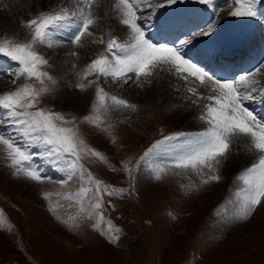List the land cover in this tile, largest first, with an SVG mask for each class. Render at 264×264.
Here are the masks:
<instances>
[{"label":"snow or ice","instance_id":"obj_1","mask_svg":"<svg viewBox=\"0 0 264 264\" xmlns=\"http://www.w3.org/2000/svg\"><path fill=\"white\" fill-rule=\"evenodd\" d=\"M179 0H111L109 12L101 15V0H59L55 5L38 10L30 18L21 22L27 30L29 38L19 40L15 35H0V56L14 62L16 67L11 75L13 83L23 79V83L13 90L0 93V109L7 117L0 121L10 125L13 131L25 140L28 147L17 142L11 133L0 132V147L6 154L8 166L13 175L35 183L51 180L46 177L33 163L32 146L43 148L38 155L49 163L66 172V178L60 183L67 184L76 177L82 187L76 193H67L65 199L75 198L79 202V212L86 213L89 218L96 217L94 229L108 235L109 241L119 242V236L112 234L113 222L109 219L107 231L102 228L105 221L104 195L125 194L124 188H115L97 179L87 172L82 163L83 156H91L109 164L108 157L90 147L83 138L77 117L65 113L46 110L40 107L41 98L55 91L58 79L48 69L53 65L50 58L41 48L54 49L67 44L69 47L64 55L72 58L75 69L80 59L81 50L85 49V39L92 44L104 45L102 51L95 55L79 72L72 88L82 93L95 89L94 99L89 114L80 118L81 124L106 133L112 143L116 142L115 124H106L105 118L110 111L138 110V105L127 98L111 94L102 86L103 80H110L117 86L132 81L138 87L151 84L158 70L167 67L178 79L186 84H196L208 90L207 94L198 93L197 87H187L189 99L193 104L204 100L206 103L197 119L203 123L200 131L195 133L175 132L157 139L133 164L131 160L123 162L122 170L129 180L128 192L133 188V175L141 170L142 165L151 166L153 178L163 179L168 172L187 173L199 178L200 184L218 183L223 179L221 170L235 154L246 153L251 162L243 168L236 179L241 187L236 193L237 203L233 219L248 221L257 208L264 207V118H261L249 106L248 101L257 98L264 103V86L252 73L241 74L233 80L217 78L188 58L184 52L201 37L212 36L218 30V23L213 20L198 31L190 32L187 38L179 39L172 44L153 42L143 28L142 9H163L178 3ZM200 3L211 5L212 0H199ZM262 0H233L234 7L229 15L235 17L258 16L257 5ZM7 7V5L5 6ZM154 15V13H151ZM105 18L115 19L127 27V40L121 41L107 33L94 38L92 30ZM67 32L62 39H56L58 33ZM264 65L256 69L260 72ZM169 153V162L154 164L162 154ZM118 171L114 165H109ZM87 173V174H86ZM87 184L88 187L83 185ZM190 189L191 185L184 186ZM90 192H94V203L86 207L84 200ZM45 199L52 194L43 193ZM57 195H60L57 193ZM112 202L109 200L108 204ZM114 207V205H112ZM3 210L0 209V212ZM50 211L56 212V206L50 205ZM175 218V217H173ZM57 219L61 217L57 215ZM73 227H79L77 217L69 218ZM68 223L66 220H62ZM120 231V229H116Z\"/></svg>","mask_w":264,"mask_h":264},{"label":"rangeland","instance_id":"obj_2","mask_svg":"<svg viewBox=\"0 0 264 264\" xmlns=\"http://www.w3.org/2000/svg\"><path fill=\"white\" fill-rule=\"evenodd\" d=\"M196 1L204 6L199 0ZM213 5L216 9L213 18L216 14L217 33L233 24L246 20L250 22L254 19V17L229 15L234 7L233 0H216ZM175 6L178 7V4ZM261 8L257 6L259 14L250 27L252 25L260 27V24L264 22V19L259 20L260 15L264 13V5ZM146 9L149 19L161 11L159 9L153 15L149 8ZM209 9L211 10V7ZM262 17L264 18V15ZM235 29L243 28L232 27L226 31V34ZM92 30L95 33L96 28ZM257 31L259 32V28ZM261 31L264 32V24ZM166 34L170 35V32L167 31ZM219 34L217 37L220 36ZM262 36L264 38V34ZM178 38L184 39L176 33L172 43L178 42ZM203 38L199 39V43L196 41L193 44L198 43L200 48L201 43L205 41ZM88 46L87 44V48ZM40 50L50 58L53 67L48 71L58 79L59 83L54 86L55 91L52 94L41 98L39 106L69 116L75 115L86 143L105 154L109 160V164H105L95 157L83 156L82 163L87 172H91L97 179L108 185L125 189L123 196H108L106 193L104 195L105 221L102 228L105 232L107 231L110 219L114 224L112 234L119 236V242H110L108 235L94 229L96 217L89 218L86 213H80V205L75 198H64L67 193H76L82 184L76 177L63 185L60 181L66 176L60 181L56 180V176L60 174L53 171L59 170V167L38 155L43 151L42 147L32 146L30 150L36 158H39L42 170L49 173L46 177H51V180H45L43 183H35L13 175L12 169L8 166L6 154L0 147V209H4L0 212V264H264V229L261 234H257L259 230L253 229L258 224H264L262 211L264 207L257 208L248 221L233 219L235 210L231 208L234 201H236L234 204L237 203L236 193L241 187L236 177L248 164L232 171V175L224 173L222 168L223 179L218 183L209 184H200L199 178L195 175L190 176L187 173L171 170L163 179L156 180L153 178L151 166L142 165L139 172L135 169L133 171L136 179L131 182L133 188L129 194L130 182L127 173L122 170L123 162L131 160L134 164L157 139L182 131L183 128H179L180 124L190 127L197 124V121L199 123V120L190 112L180 115L181 121L177 122L171 115L167 103L155 100L145 102V88H150L146 85H154L152 83L140 87L142 90L136 93L137 91L133 92V88L137 85L134 82L129 81L127 84L117 86L110 80L102 79L101 83L106 91L127 98L138 105V110L135 112L110 111L107 114L105 123L116 125L117 139L115 143H112L106 133L79 122L80 118L90 112L95 95L94 88L88 91L84 104L77 110L68 108L64 104L65 100L62 99L66 93L71 94L72 99L76 98V92L81 93L71 85L74 72L80 71L87 64L83 63L85 55L76 62L78 66L75 69L66 64V58L60 57L59 71L67 70L70 73L67 78L55 70L53 61L56 60L55 64H58L57 54L52 49L41 48ZM11 73L0 77V93L13 90L23 83V79L13 83ZM161 73L168 77L172 72H169L165 66ZM169 77L172 81L173 78ZM253 78L258 81V86H264V69L257 72ZM193 86L197 87V91L203 90L204 94L208 92L207 89L196 84ZM153 90L156 94H163V96L171 92L159 83ZM136 95L138 96L135 97ZM205 103L206 101L202 105L204 106ZM249 103L252 102L249 101ZM3 119L0 121L7 120ZM4 124L0 123V126ZM185 132L194 133L193 130ZM21 138L23 140L18 143L28 147L24 138ZM168 154H162L154 161V164L168 163ZM235 155L229 160V164L235 162ZM109 165H114L118 171H113ZM18 181L29 189L26 195L21 197L22 202H18L15 197L9 195L6 189L11 182ZM186 185H191V188H185ZM44 192L52 194L50 200L45 199ZM93 197L94 192H90L84 200L86 207L90 201L94 203ZM109 200L111 204H108ZM25 202L29 204L25 205ZM50 205L56 206V212L50 211ZM57 215L61 217L60 220L57 219ZM259 215L261 217H258ZM73 216L78 218L79 227L72 226L69 218ZM117 228L120 231L117 232ZM66 239H70L74 247L71 248L66 243ZM68 251L75 253H66Z\"/></svg>","mask_w":264,"mask_h":264},{"label":"bare ground","instance_id":"obj_3","mask_svg":"<svg viewBox=\"0 0 264 264\" xmlns=\"http://www.w3.org/2000/svg\"><path fill=\"white\" fill-rule=\"evenodd\" d=\"M58 2H59V0H0V35L7 33L8 36L15 35L19 38V40H22V41L28 39L29 33L27 32V30H25L24 28L21 27V22L29 19L30 15H34L38 10L46 9L48 6L55 5ZM69 2H72V0H69ZM101 3H102V8H101L100 14L104 15V13H108V15L110 16L111 13L109 12V5L111 3V0H101ZM176 4H178V5L184 4V2H179ZM6 5H7V7H5ZM2 7H4V8H2ZM261 7L262 6H260V9H262ZM168 8H170V7L167 6L163 9H161V11L156 14V16L150 18L149 24H151V25L155 24L156 23L155 20L158 19V15L160 13L167 11ZM211 12L212 11L207 10L206 14L207 15L212 14ZM159 23H160V21H159ZM123 27H125V29H123ZM94 28H96L94 38H99L102 34H104L105 38H107V33L111 32V34L113 36L117 37L119 40L125 41V40H127V37L129 34V30L127 29V27L120 24L115 19L105 18L104 20H102L100 22V24L98 26H94ZM186 28L187 27H185L184 25L181 26L182 31H184ZM258 28L260 30V27H255L254 25H252L250 28H244V29H239V30L235 29V30H233L227 34L225 33L222 35V33H220L219 34L220 36L216 37V39L218 38L217 40H215L216 42L215 41L211 42L210 38L209 39L203 38L205 41L203 43H201V47H200L202 58H201V60H197L195 62L204 64L205 61H208V62L212 63L213 65L218 66L220 69H224L226 71V74H227L226 78H228L231 74V71L228 68V66L223 67L222 61L225 59L226 60L227 59L233 60V58L235 56H237L238 59L242 58L246 47L249 46L256 39L255 36L258 33V31H257ZM119 29H120V31H118ZM220 37H222V38H220ZM84 43H85V49L81 50L80 57H83L85 55V57L83 59V63L85 64V63L90 62L91 59L95 58V55L98 52L103 50L104 45L92 44L90 39H85ZM207 43H209V44L206 46H203L204 44H207ZM87 44L91 47L90 49H89V46L87 48ZM68 47L69 46L67 45V46L56 47V48L52 49L53 52H55L57 54V57H58V59H57L58 64L57 65L55 64L56 60H55V62L53 61L54 65H55V70L57 72L65 75L67 78H69L68 75L70 76V73L67 72V70H63L64 72H60L59 69L61 67V65H60V63H61L60 59L61 58L60 57H62V56L64 58H66L65 59L66 64H68V66H70V67L72 66V58L64 55V53ZM235 49H238L240 51V55H238L237 51H235V52L233 51ZM191 50H192L191 48H186L184 50V52H185V54H187V53H190ZM215 50H222V51L219 55H215V57L209 56V54H210L209 52L215 51ZM2 59L4 61L3 65H4V67H6V62H8L9 60H7L6 58H2ZM262 60L263 61L261 64L249 63V64H244L243 66L237 64L234 71L244 69V70H247V73H252L253 76H255V74L257 73L256 69L260 68V66L264 64V54L262 55ZM9 62H11V61H9ZM11 63H12V65H14V62H11ZM66 64H64V65H66ZM70 70H71V68H70ZM162 71L158 70V72L154 75V78L152 79V84H154V85H146V87L149 86L150 88H145V92H146V93H144V96L146 97L145 102H147L148 100H155L158 102L167 103L169 106V110L171 111V115L173 116V118H175V120L177 122L181 121V118H179L180 115L185 114V113H190V112H192L193 116L196 117V119H197L198 114L203 109L202 104H203L204 100L199 101L198 104H193L191 102V100L195 99V97H192L191 99H189V93L187 92V87L193 86V84H186V82H184L183 80L178 79L175 76L174 72H172L169 75L173 78V80L170 81L171 78L169 76L167 77V75H163L161 73ZM77 72H79V70L74 72L73 83H75V81H76V73ZM210 73H211V71H210ZM157 83L161 84L163 87L170 90L171 92L169 93V95L163 96V94H161L159 92L158 93L161 94L162 96L156 94L155 93L156 91L153 90V88L157 85ZM170 85H172V86H170ZM203 89H205V88H203ZM138 90L141 91L142 88H140L136 85L133 88V92L137 91L136 93H138ZM76 93H77V96L74 99L70 98L71 94H69V93L68 94L66 93L63 96L64 98H62V99L65 100L64 104L68 108H72V109L77 110L81 107L82 104H84L85 97L88 94V92L87 93L76 92ZM198 93L204 94V91L199 90ZM137 96L138 95H136L135 97H137ZM249 107H251L250 109L252 110L254 108V105L249 106ZM2 113H3V111H2ZM2 116H5L4 113L2 114ZM188 118H190V117H188ZM261 118H264V116H261ZM190 119H192V118H190ZM187 120H189V119H187ZM192 121H193V119H192ZM202 126H203V123L199 120V123L197 121V124L191 125L190 127H187L186 125L180 124L179 128L180 127L183 128L182 131H180V132H185L187 130H193L195 133V132H198V129L201 130ZM178 130H181V129H178ZM35 156L36 155H33V159H36ZM234 158H235V162L233 164H229V161H228L224 165V167H223L224 173H226L228 175H232V171H235L236 169H238L240 166H243V165L245 167V165H247V164L249 165L251 162V158L246 153H244L243 151L241 153H238L237 155H235ZM8 186L6 189L8 190L9 195H12L13 197H15L18 202H22L21 197L23 195H26L25 194L26 191H29V189L25 185H23L22 183H19V181L14 182V183L11 182L10 186L9 187ZM17 192H19V193H17ZM234 202H236V201H234ZM234 202L232 203L231 208H233L235 210L236 204H234ZM24 204L28 205L29 203L25 202ZM262 211L264 212V210H262ZM258 217H261V215H259ZM254 220H256V219H254ZM253 229L255 231L259 230L257 232V234H261V232L264 229V224H262V223L258 224L255 227H253ZM263 234H264V232H263ZM249 239H252V238H249ZM66 243L71 248L74 247V245L70 239H66ZM66 253L72 254L75 252L68 251Z\"/></svg>","mask_w":264,"mask_h":264}]
</instances>
